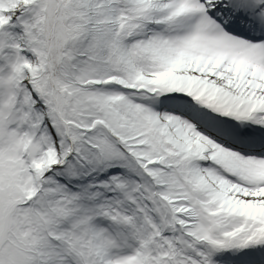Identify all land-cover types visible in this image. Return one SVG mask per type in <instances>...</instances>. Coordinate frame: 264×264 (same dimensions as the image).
<instances>
[{
	"label": "snow or ice",
	"instance_id": "1",
	"mask_svg": "<svg viewBox=\"0 0 264 264\" xmlns=\"http://www.w3.org/2000/svg\"><path fill=\"white\" fill-rule=\"evenodd\" d=\"M0 264H264V0H0Z\"/></svg>",
	"mask_w": 264,
	"mask_h": 264
}]
</instances>
